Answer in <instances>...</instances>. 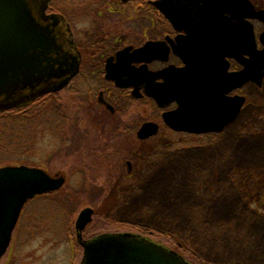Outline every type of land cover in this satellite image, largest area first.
I'll return each instance as SVG.
<instances>
[{
	"label": "rangeland",
	"instance_id": "rangeland-1",
	"mask_svg": "<svg viewBox=\"0 0 264 264\" xmlns=\"http://www.w3.org/2000/svg\"><path fill=\"white\" fill-rule=\"evenodd\" d=\"M143 1L49 0L48 9L69 22L84 48L82 66H102L100 44L115 33L124 45L150 32L143 26L155 16L134 10ZM251 1L264 8V0ZM240 93L243 105L221 134L141 140L143 121L163 126L146 97L112 116L89 107L95 96L71 83L26 109L0 110V166L64 177L58 190L25 203L0 264H79L75 219L88 207L83 238L131 231L195 264H264V79Z\"/></svg>",
	"mask_w": 264,
	"mask_h": 264
},
{
	"label": "water",
	"instance_id": "water-1",
	"mask_svg": "<svg viewBox=\"0 0 264 264\" xmlns=\"http://www.w3.org/2000/svg\"><path fill=\"white\" fill-rule=\"evenodd\" d=\"M48 2L0 0V110L22 103L27 91L31 97L59 91L78 72L79 52L71 40L69 23L60 13H47ZM152 3L175 30H184V34L121 48L106 59V77L120 87L143 84L144 93L159 106L175 101V109L162 112L164 122L174 130L220 131L236 117L244 102L242 95L227 93L247 80L259 82L264 75V8L251 0ZM253 19L263 25L257 39ZM167 40L184 65L150 70L148 62L168 60ZM230 57L242 63L239 70L227 71ZM136 62L141 64L135 66ZM157 78L161 81L156 82ZM157 130L156 122L146 120L136 135L144 139ZM63 183V175H51L43 167L0 166V259L10 245L24 204L36 195L58 190ZM91 212V208H84L75 219L76 238L82 247L79 264H195L140 233L101 232L83 238Z\"/></svg>",
	"mask_w": 264,
	"mask_h": 264
},
{
	"label": "flooded vegetation",
	"instance_id": "flooded-vegetation-1",
	"mask_svg": "<svg viewBox=\"0 0 264 264\" xmlns=\"http://www.w3.org/2000/svg\"><path fill=\"white\" fill-rule=\"evenodd\" d=\"M123 1H126V0H123ZM143 2H146V3L138 4V6L134 7V10L137 11L139 9H143V10H146L150 14H153L155 16V18L151 17V21L147 22L148 25L143 26L146 28L148 27L150 32L148 34L146 33V35L144 34L145 36L143 35V38H144L143 40H142V38H139V34H136V36L139 39L137 42L127 41L128 43H126L124 45H123V42L121 40V38L124 35L122 37H120V35H117L115 33L114 34L115 36H113L111 39H107L104 44L103 43L100 44V58L101 59L104 58L102 66L101 65L97 66L98 64L92 65L90 67H83L82 66V60H83L82 49H84V48H83V46H80V44L77 42V40L74 37L73 30L70 28L71 34H72L71 40H72L76 50L79 52V59L80 60H79L78 72L71 77L68 84L64 88L71 85V83L75 88H80L81 86H82V88L86 87V91H89V96H91V95H92V97L95 96L94 99H91V98L89 99L88 106L89 107H102L103 109H106L107 111H109L110 115H112V116L116 115V113H117V111H119L120 107H122L121 111L125 112V108L127 107V105L129 103L140 101L145 97L149 98V100H151L153 102L152 106H153L154 110L156 112L159 111L158 116H159V118L163 124V126H161V124L159 122L154 121L158 124V130L153 135L160 134L161 137H163V138L169 137L168 135L172 134V133L181 134V135H185V134L202 135V134H212V133L213 134L223 133L225 131L226 126L228 124H230L236 117L234 119L230 120L229 122H227L224 125V127L218 132L190 133V132H185V131H177V130L172 129L167 123H165L163 120V117H162L163 111L173 110L177 107V103L175 101H171V102L167 103L166 105L159 106L155 99L147 96L144 93V85L143 84H137V85L130 84V85L120 87V86H117L113 80L106 77L105 68H104L106 59L109 56L115 55V53L118 50H120L121 48H123L127 45H130L134 48V47H138V46L142 45L147 40L163 39L167 35L171 39H174L177 34H179V33L184 34V30H181L178 32L177 30H175L172 27L171 23L166 19H165V22L161 23V21H160L159 25L160 26L163 25L164 28H162L159 31V25H158L157 19H156V17L158 16L157 14H159L157 8L151 3V0H145ZM46 12L51 13L52 11L47 9ZM253 25H254V22H253ZM139 26H140V28L142 27L141 25H139ZM141 29H143V28H141ZM141 29H140V33H142ZM254 31H256L255 26H254ZM258 33H259V31L256 33V35H258ZM166 43L170 46L169 52H168V60L166 62H162L160 60L155 59V60L148 62L147 67L150 70L155 71V70H158V69H160V68H162L168 64H174L177 67L184 65L183 62L180 60V58L176 54L173 53L170 41L167 40ZM243 56L246 57L247 55L244 54ZM227 59H228L227 71H237L242 67V63H240L237 59H235L233 57H230ZM133 64L135 66H139L141 63L136 62ZM211 79L215 80L216 77L211 76ZM262 79H264V75L262 76ZM155 81L158 82V81H161V79L157 78V79H155ZM248 82H253V79L247 80L240 87L229 91L227 93V95H229V96H232L234 94L242 95L240 93L241 89ZM77 91H79V90H77ZM53 93H55V92H53ZM25 94L27 96V99H25L22 103H19L15 106L11 107L10 108L11 110L16 109V108L26 109V108H28V106L37 103L38 99L40 97L46 95V94H40V95L31 97L29 91L25 92ZM47 94H52V93H47ZM136 132H137V129L135 131V135H136ZM153 135H151V136H153ZM136 137H137V135H136ZM138 139H140V138H138ZM129 162L130 161L127 162V165H128V170L130 171L131 165Z\"/></svg>",
	"mask_w": 264,
	"mask_h": 264
},
{
	"label": "trees",
	"instance_id": "trees-1",
	"mask_svg": "<svg viewBox=\"0 0 264 264\" xmlns=\"http://www.w3.org/2000/svg\"><path fill=\"white\" fill-rule=\"evenodd\" d=\"M158 19L161 21V23H162V22H165V19L162 17V15H161V17L158 16ZM161 28H164L163 25H161ZM257 178H258V177H257Z\"/></svg>",
	"mask_w": 264,
	"mask_h": 264
}]
</instances>
